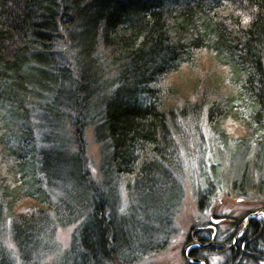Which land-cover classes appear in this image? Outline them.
<instances>
[{
	"label": "trees",
	"instance_id": "trees-1",
	"mask_svg": "<svg viewBox=\"0 0 264 264\" xmlns=\"http://www.w3.org/2000/svg\"><path fill=\"white\" fill-rule=\"evenodd\" d=\"M190 143L248 156L234 190L264 196L248 177L264 166V0H0V239L18 257L37 264L75 225L61 264H143L168 245ZM246 235L253 253L264 225Z\"/></svg>",
	"mask_w": 264,
	"mask_h": 264
},
{
	"label": "rangeland",
	"instance_id": "rangeland-1",
	"mask_svg": "<svg viewBox=\"0 0 264 264\" xmlns=\"http://www.w3.org/2000/svg\"><path fill=\"white\" fill-rule=\"evenodd\" d=\"M231 131L234 138L240 137L241 133H236L234 128ZM83 135L84 140L81 141L80 154L82 153L85 162L82 163L85 176L97 181L100 164L99 147L94 142L91 128L86 129ZM191 143L188 148L190 153L182 151L188 158L181 175L183 195L178 207L173 211L172 231L168 232V245L164 250L149 255L143 264H196L186 261L183 256V250L187 245L192 244L188 246L187 251L198 246L197 243L188 241L189 235L193 236L201 229L206 228L210 234L213 232L217 234L216 241L231 244L233 237L229 240L227 237L236 231L237 237L241 238V233L243 229L247 228L249 220L251 223L258 222L264 225V196L258 195L253 189H248L243 195H239V192L233 187V182L238 183L240 180V173L248 162V156L215 149L210 159H207L209 157L208 150L203 149V153H193L194 146ZM198 158L200 160H197ZM212 169H215L217 174H213ZM248 169L250 187L256 185L259 178L264 179V166H261V171L252 170L250 166ZM79 193L83 195L82 191ZM204 193L207 194V198L203 197ZM258 211H262V213L253 217L252 214ZM215 220H219V223H213ZM75 228V225L58 228L49 250L37 259V264H61L68 255ZM162 229L157 228L158 232ZM165 233L167 234V230ZM3 234L5 233L3 232ZM213 244L216 246H211L212 248L206 244L200 247L202 248L201 261L205 264H229L227 251L220 250V246L217 247L218 243ZM0 246L9 257L10 264H28V261L18 257L8 236L0 239ZM255 249L252 257L246 255L242 261L232 264H264V259L259 257L264 256V241L262 239L258 240ZM234 254L237 255L238 251H235ZM116 264L120 263L116 261Z\"/></svg>",
	"mask_w": 264,
	"mask_h": 264
},
{
	"label": "flooded vegetation",
	"instance_id": "flooded-vegetation-1",
	"mask_svg": "<svg viewBox=\"0 0 264 264\" xmlns=\"http://www.w3.org/2000/svg\"><path fill=\"white\" fill-rule=\"evenodd\" d=\"M248 223L249 224H248L247 228L243 229V232L241 233L242 237L241 238L237 237V233H236V235L233 237V242L231 244H226L224 242H219V241H216V239H215V240H210V242H208L207 245L211 244V246L214 247V246H216V244H213V243L223 244V246H221L220 248H223V249H226V250H229V251H232V252H235V251L239 250V251L243 252L245 255H249V256L252 257V253H248L247 252V249L250 246V243H252V241H253V239H247L246 232L249 229L251 221L249 220ZM214 238H215V233L213 232L212 239H214ZM201 246H199V247H201ZM217 247H218V245H217ZM190 249H192V248H190ZM259 257L261 259H264V256H259ZM196 260H199V259H196Z\"/></svg>",
	"mask_w": 264,
	"mask_h": 264
},
{
	"label": "water",
	"instance_id": "water-1",
	"mask_svg": "<svg viewBox=\"0 0 264 264\" xmlns=\"http://www.w3.org/2000/svg\"><path fill=\"white\" fill-rule=\"evenodd\" d=\"M262 213V211H258V212H255V213H253L252 215H253V217L254 216H257V215H259V214H261ZM249 217H251V216H249ZM249 217L247 218V220L249 219ZM213 223H219V220H215V221H213ZM223 245V244H222ZM188 246L189 245H187L185 248H184V250H183V256H184V258H185V260L186 261H189V262H193V263H199V264H205L204 262H202L201 260H194V259H191V258H189L188 256H187V248H188Z\"/></svg>",
	"mask_w": 264,
	"mask_h": 264
}]
</instances>
